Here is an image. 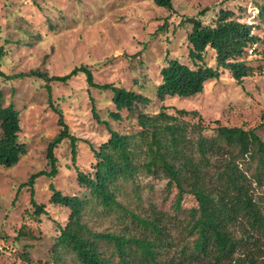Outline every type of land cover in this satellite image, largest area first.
I'll use <instances>...</instances> for the list:
<instances>
[{
  "label": "rangeland",
  "instance_id": "374dc122",
  "mask_svg": "<svg viewBox=\"0 0 264 264\" xmlns=\"http://www.w3.org/2000/svg\"><path fill=\"white\" fill-rule=\"evenodd\" d=\"M174 11L158 6L153 0H0V45L4 47L0 69L5 74L45 70L49 75L68 73L73 67L85 65L97 83L113 82L147 95L151 103L139 109L153 113L160 101L155 95L159 70L169 57L190 63L187 58L186 34L190 23L184 18L199 16L208 21L219 8L232 9L241 19L255 20L254 32L261 42L255 51L244 56L252 74L237 84L228 73L205 83L202 92L189 98L165 97L163 104L173 108L196 110L204 123L255 128L264 139V13L255 16L264 0H172ZM207 7L204 15L198 12ZM170 14L169 16H167ZM182 20V21H181ZM212 54L206 55L213 64ZM45 80L22 75L16 79L0 76L4 103L12 102L20 110L19 140L26 153L10 168L0 166V264H79L69 251L54 255V243L59 234L57 223L64 225L67 209L49 202L50 184L63 193L88 191L75 182V167L89 170L94 162L86 142L94 148L108 136L103 123H98L92 105L100 119L121 133L138 130L136 116L121 110L120 120L109 112L115 110L111 93L87 85L79 72L66 83L49 81L51 102L60 106L64 120L77 136L76 155L72 159L70 142L62 140L53 150L58 159L55 176L39 175L34 179V199L48 211L36 217L30 202V188L22 185L30 174L49 170L46 147L59 131L57 114L50 108ZM186 119L196 121L188 114ZM211 134L212 131H206ZM175 188L166 187V180L139 171L133 180L123 181L116 198L133 212L146 215L155 208L184 218L196 205L191 194H184L180 207L174 209ZM84 220L94 230H140L121 219L116 211H108L91 203ZM33 236L18 235L20 229Z\"/></svg>",
  "mask_w": 264,
  "mask_h": 264
},
{
  "label": "trees",
  "instance_id": "16d2710c",
  "mask_svg": "<svg viewBox=\"0 0 264 264\" xmlns=\"http://www.w3.org/2000/svg\"><path fill=\"white\" fill-rule=\"evenodd\" d=\"M170 12L172 0H153ZM207 7L198 12L204 15ZM264 6L255 16H262ZM168 14L167 16H169ZM182 21V20H181ZM190 23L186 34L187 58L190 63L169 57L159 70L155 95L160 101L158 111L140 110L151 98L113 82L97 83L91 70L80 65L62 75H49L45 70L32 69L26 73L5 74L4 79L22 75L45 80L50 108L57 114L59 131L46 147L49 170L30 174L20 184L30 188V202L36 217L48 216L42 203L34 199V179L43 174L55 176L59 162L54 148L64 139L70 142L72 159L76 155L77 136L72 134L60 106L51 102L49 81L66 83L82 72L87 85L111 93L115 110L109 112L120 120L121 110L134 113L138 130L121 133L99 118L94 105L92 114L103 123L108 136L94 148L89 170L77 167L75 182L88 191V196L63 193L50 184L49 202L67 209L64 225L56 224L59 234L54 243V255L69 250L79 264H264V139L255 128L204 123L196 110L173 108L167 111L165 97L189 98L203 91L207 81L219 78L224 72L239 85L252 74L244 56L255 51L261 42L254 32L255 20L241 19L227 7L213 11L208 21L199 16L184 18ZM212 54L213 64L206 55ZM4 47L0 45V63ZM191 114L196 121L186 119ZM211 130V134L206 131ZM20 110L4 103L0 89V166L10 168L26 153L19 140ZM142 171L166 180V187L175 188L174 209L180 207L184 194H191L196 205L187 210L184 218L152 208L146 215L133 212L117 200L116 192L123 181L133 180ZM108 211H116L121 219L130 217L140 232L131 230L97 231L88 226L84 213L91 203ZM18 235L33 236L30 230L20 229Z\"/></svg>",
  "mask_w": 264,
  "mask_h": 264
}]
</instances>
